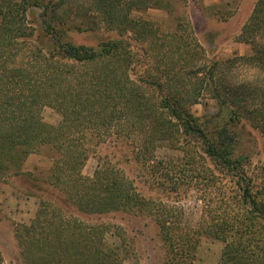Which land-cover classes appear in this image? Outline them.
<instances>
[{
  "label": "trees",
  "instance_id": "trees-1",
  "mask_svg": "<svg viewBox=\"0 0 264 264\" xmlns=\"http://www.w3.org/2000/svg\"><path fill=\"white\" fill-rule=\"evenodd\" d=\"M160 2L0 0V181L21 175L30 154L47 149L52 160L41 180L52 191L36 187L46 197L13 231L22 264H121L105 243L108 226L80 217L114 213L155 223L163 264H194L201 236L223 244L217 264H264V163L248 173L249 157L229 129L238 122L264 137V0H255L237 37L249 54L207 62L188 23L165 32L141 15ZM98 30L117 38L94 46L71 39ZM200 97L216 101L215 115L191 114ZM45 107L59 114L56 126L43 120ZM107 142L125 143L156 187L176 193V182L189 180L203 202L198 226L172 227L162 203L107 161L83 175L92 146ZM161 142L184 159L156 161ZM224 178L235 180L230 196L219 190Z\"/></svg>",
  "mask_w": 264,
  "mask_h": 264
},
{
  "label": "rangeland",
  "instance_id": "rangeland-1",
  "mask_svg": "<svg viewBox=\"0 0 264 264\" xmlns=\"http://www.w3.org/2000/svg\"><path fill=\"white\" fill-rule=\"evenodd\" d=\"M255 0H162L159 5L141 14L145 19L157 22L165 32H172L178 22L188 23L193 36L205 53V61H224L234 56L249 54V46L238 42V35L247 21ZM224 17V18H221ZM33 26L38 23V11L33 10L28 16ZM117 35L112 32L98 30L95 33L71 35L75 44L94 46L100 39H113ZM132 50L139 51L141 44L132 39L126 40ZM135 72L142 71V59L137 57ZM144 70V68H143ZM218 105L215 100L200 97L190 106L191 114L196 118L215 115ZM42 118L49 125L56 126L61 118L49 107L42 110ZM229 129L239 139V151L249 157L246 166L248 173L256 175L259 166L264 163V137L251 130L247 125L235 122ZM238 151V144H237ZM156 161L164 164L181 162L184 153L168 146L165 142L158 143L154 153ZM51 153L44 149L36 154H30L22 167L21 175L11 177L0 184V264H22L19 249L14 239L13 231L21 225H28L34 218L40 197L37 186L52 191L44 186L42 179L48 178L51 166ZM107 161L115 169L132 182L136 190L144 197L160 201L161 208L172 227L188 226L196 228L201 220L203 202L198 200L194 185L187 179L176 182V193L167 192L154 185L157 180L152 171L135 163L129 147L113 145L111 142L92 146L82 174L91 177L99 162ZM152 163H150L151 165ZM33 179H37L34 183ZM156 179V180H155ZM224 178L219 190L230 196L236 190L234 183ZM167 184L166 182L164 183ZM155 186V187H154ZM42 191V190H41ZM67 213H75L73 209ZM88 223H104L108 226L105 243L118 252L122 258L121 264H163L164 249L158 237L155 223L148 217L114 213L95 217L80 216ZM120 233L123 235L118 237ZM123 239V240H121ZM223 244L201 236L197 247L194 264H201L204 258H209L207 264H217ZM198 253V255H197ZM218 256V259H216ZM202 257V258H201ZM203 263V262H202Z\"/></svg>",
  "mask_w": 264,
  "mask_h": 264
},
{
  "label": "crops",
  "instance_id": "crops-1",
  "mask_svg": "<svg viewBox=\"0 0 264 264\" xmlns=\"http://www.w3.org/2000/svg\"><path fill=\"white\" fill-rule=\"evenodd\" d=\"M0 184H2L1 182H0ZM1 188V187H0ZM2 189V188H1ZM3 190V189H2ZM221 253V252H220ZM197 255H198V253H197ZM202 258V257H201ZM216 259H218V256H217V258ZM203 261V263L201 262V264H207L206 262H207V260H209V258H204V259H202Z\"/></svg>",
  "mask_w": 264,
  "mask_h": 264
}]
</instances>
